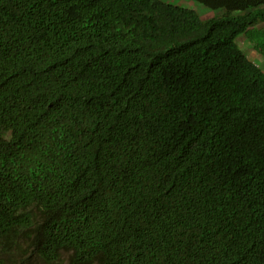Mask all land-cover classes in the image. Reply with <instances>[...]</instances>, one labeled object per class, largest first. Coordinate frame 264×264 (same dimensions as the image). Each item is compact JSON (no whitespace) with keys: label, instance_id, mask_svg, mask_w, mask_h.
<instances>
[{"label":"trees","instance_id":"1","mask_svg":"<svg viewBox=\"0 0 264 264\" xmlns=\"http://www.w3.org/2000/svg\"><path fill=\"white\" fill-rule=\"evenodd\" d=\"M0 0V264H264V0Z\"/></svg>","mask_w":264,"mask_h":264},{"label":"rangeland","instance_id":"2","mask_svg":"<svg viewBox=\"0 0 264 264\" xmlns=\"http://www.w3.org/2000/svg\"><path fill=\"white\" fill-rule=\"evenodd\" d=\"M164 1H169V0H164ZM196 5H198V7ZM188 6L191 7V9H195L200 14H203L205 12V10L202 8V5H200V4H197V3L194 4L193 3V4L188 5ZM237 43L240 46V48L245 52V54L247 55V58L251 62H254L259 67H261L262 70H264V56L257 53L252 48V46L250 45V43L248 42V40L245 37L238 38Z\"/></svg>","mask_w":264,"mask_h":264},{"label":"crops","instance_id":"3","mask_svg":"<svg viewBox=\"0 0 264 264\" xmlns=\"http://www.w3.org/2000/svg\"><path fill=\"white\" fill-rule=\"evenodd\" d=\"M170 4H173V5H176V6H180V7H186V8H189L191 9V7H189L188 5H191V4H196L194 1L192 0H169V1H166ZM198 7V5H196ZM202 8L205 10V12L203 14H200L198 13V11H196L198 13V15L202 18V19H208L212 16H214L218 11H212L204 6H202ZM264 56V54H261Z\"/></svg>","mask_w":264,"mask_h":264},{"label":"clouds","instance_id":"4","mask_svg":"<svg viewBox=\"0 0 264 264\" xmlns=\"http://www.w3.org/2000/svg\"><path fill=\"white\" fill-rule=\"evenodd\" d=\"M164 1V0H163ZM164 2H166V1H164ZM168 3V2H167Z\"/></svg>","mask_w":264,"mask_h":264}]
</instances>
